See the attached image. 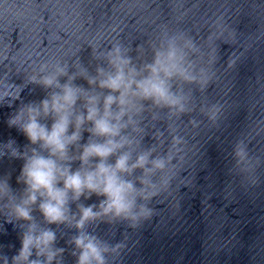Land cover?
Returning a JSON list of instances; mask_svg holds the SVG:
<instances>
[{
    "label": "water",
    "instance_id": "water-1",
    "mask_svg": "<svg viewBox=\"0 0 264 264\" xmlns=\"http://www.w3.org/2000/svg\"><path fill=\"white\" fill-rule=\"evenodd\" d=\"M117 55L130 61L126 78L134 69L136 80L150 75L157 58L175 64L166 85L183 111L144 98L135 84L115 93L101 88ZM48 77L55 82L45 87ZM65 84L77 97L69 136L76 117L87 116L89 96L98 98L100 115L104 97H117L109 118L117 131L96 136L85 121L67 159H53L73 172L94 171L100 158L81 165L83 147L111 139L117 147L103 163L127 157L129 170L117 176L132 186L134 210H153L151 220L132 228L101 214L78 232L80 207L101 212L105 197L85 191L74 200L69 192L63 223L45 219L39 192L25 203L23 166L34 152L49 157L22 130L28 108L40 111L37 122L50 131L57 117L45 116L41 102L51 108ZM141 157L143 166L133 167ZM18 206L30 219L18 217ZM45 232L55 234L49 246L36 239ZM83 234L122 245L107 264H264V0H0V264H13L25 236L33 238L27 260L16 264H45L57 249L51 264H77L73 240Z\"/></svg>",
    "mask_w": 264,
    "mask_h": 264
},
{
    "label": "clouds",
    "instance_id": "clouds-1",
    "mask_svg": "<svg viewBox=\"0 0 264 264\" xmlns=\"http://www.w3.org/2000/svg\"><path fill=\"white\" fill-rule=\"evenodd\" d=\"M173 59L174 53L169 52L167 60L172 61ZM109 62L115 68V74L108 75L106 79L101 80L99 84L101 88L109 89L111 93H115L120 92L122 88L125 91L132 90V85L135 84L136 89L139 90L144 98H151L156 102L164 101L169 107L178 106V110L183 111V105L178 99L171 98L166 85V79H170L176 71L175 64H168L157 58L153 65L147 68L150 75L141 80H136L134 75L138 73H135L134 69L129 70L133 78H126L125 75L124 67L130 61L123 60L117 55L115 59ZM60 71L61 73L63 72L62 69ZM161 73H163V79L161 78ZM54 82L55 77L43 79L45 87H50ZM88 83L91 85L95 81L89 80ZM123 95L124 92H121V96ZM76 99V91L68 84H65L63 86V94L52 97L51 108H49V101L41 102L45 116L51 112L57 117L50 131L46 126L37 122L40 111L33 107L28 108V122L23 125L22 130L33 144L38 141L42 142L49 152V157L45 158L34 152L33 156L23 166L22 175L26 177L25 183L30 188V194L25 203H35V193L39 192L45 198V202L40 204V210L45 219L49 223H63L67 220L66 206L69 192L72 193L74 200H78L85 191L105 197V200L100 205L101 212H94L93 207L95 206L80 207V217L75 224L78 232L83 229L86 222L97 219L101 214L128 221L129 226L132 228L139 226L142 221L151 220L154 215L153 210L146 206H141L138 211L134 210L133 202L127 197V192L132 186L122 182L117 176L118 172L129 170L127 157L121 156L118 158L114 166H106L103 163L107 157L113 154L114 149L117 147L111 139L103 144L92 143L83 147L79 156L81 165L86 164L92 157L100 158L101 162L96 165L94 171L82 172L78 169L73 172L70 167L58 166L57 160L53 159V157L61 161L67 159L68 145L80 139L79 130L85 121L92 123L91 131L96 136L108 137L116 135L117 130L110 123L109 118L111 116V106L117 97L109 94L104 97L103 115L99 114L96 106L98 98L95 96L87 97L86 102L90 105L87 109V116L79 115L76 117V130L69 136L67 134L70 124L68 110L74 105ZM217 111L218 109L213 105L209 118L215 119ZM237 155L239 156L240 153H237ZM144 163L145 160L141 157L138 159L137 165H133V167L143 166ZM160 166L162 165H157V167ZM60 181L63 182L62 188L57 187ZM85 198L88 199L90 197L86 196ZM16 211L19 218L30 219L27 208L18 206ZM32 239L27 236L24 237L20 254L17 257H13V264H16L20 257H24L25 261L27 260L24 253L29 250ZM36 239L37 242H42L45 246H49L54 243L55 234L53 232H45ZM73 243L80 250L77 264H107L106 255L110 252L115 253L122 247L119 243L115 246L107 245L86 234L77 235ZM62 251V249H57L56 252L46 259L45 264H51L56 254L62 253ZM5 264H7V261H5Z\"/></svg>",
    "mask_w": 264,
    "mask_h": 264
}]
</instances>
